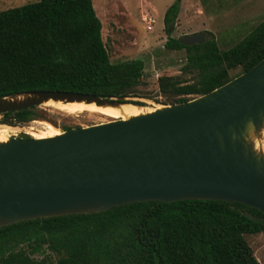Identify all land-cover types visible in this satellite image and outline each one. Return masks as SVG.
I'll return each mask as SVG.
<instances>
[{"label": "trees", "instance_id": "trees-1", "mask_svg": "<svg viewBox=\"0 0 264 264\" xmlns=\"http://www.w3.org/2000/svg\"><path fill=\"white\" fill-rule=\"evenodd\" d=\"M180 1L163 16L165 47L185 51L179 74L157 78L166 104L205 94L264 57V18L227 49L213 38L182 45L170 36ZM235 68L240 72L230 75ZM143 70L139 58L110 60L92 0H36L0 10V96L56 90L131 102L142 97ZM37 107L2 113L0 123L36 119ZM238 208L262 216L236 202L184 199L20 221L0 228V264H260L245 234L263 231L264 222Z\"/></svg>", "mask_w": 264, "mask_h": 264}, {"label": "water", "instance_id": "water-1", "mask_svg": "<svg viewBox=\"0 0 264 264\" xmlns=\"http://www.w3.org/2000/svg\"><path fill=\"white\" fill-rule=\"evenodd\" d=\"M178 40L201 44L204 33ZM48 100L140 106L113 97L37 90L0 96V114ZM248 118L264 121V57L184 102L43 138L8 137L0 142V228L135 202L184 199L240 203L262 216L238 211L264 222V160L231 139V130L239 131Z\"/></svg>", "mask_w": 264, "mask_h": 264}, {"label": "rangeland", "instance_id": "rangeland-1", "mask_svg": "<svg viewBox=\"0 0 264 264\" xmlns=\"http://www.w3.org/2000/svg\"><path fill=\"white\" fill-rule=\"evenodd\" d=\"M36 0H0V10L21 6ZM175 0H92L97 17L101 21V36L112 62L139 58L144 61L143 79L139 93L127 101L141 107L154 108L165 105V96L160 92L157 78L160 75H177L185 62L184 49L165 47L168 38L164 30L165 10ZM143 15L154 22L146 29ZM264 18V0H181L171 37L180 38L198 31L204 33V41L213 38L220 49H227L246 35ZM240 68L230 71V75ZM168 104V103H167ZM170 104V103H169ZM39 116L15 128L0 124L4 137L25 135L48 137L62 131L63 124L76 128L109 119L86 110L67 113L54 106L41 104ZM44 117V118H39ZM245 237L260 264H264V230L247 233Z\"/></svg>", "mask_w": 264, "mask_h": 264}, {"label": "bare ground", "instance_id": "bare-ground-1", "mask_svg": "<svg viewBox=\"0 0 264 264\" xmlns=\"http://www.w3.org/2000/svg\"><path fill=\"white\" fill-rule=\"evenodd\" d=\"M46 104L54 106L67 113H79L86 110H91L103 114L108 118H122L126 119L128 117L139 115L142 113L150 112L153 109L148 107L136 106L130 103H124L116 106L111 105H96L95 103H85V102H62V101H52L48 100ZM58 134V133H55ZM54 134V135H55ZM38 138H43L38 137ZM8 138L4 137V134L0 132V142L6 141Z\"/></svg>", "mask_w": 264, "mask_h": 264}, {"label": "clouds", "instance_id": "clouds-1", "mask_svg": "<svg viewBox=\"0 0 264 264\" xmlns=\"http://www.w3.org/2000/svg\"><path fill=\"white\" fill-rule=\"evenodd\" d=\"M231 139L257 161L264 160V121L258 123L256 118L246 119L239 131L231 130Z\"/></svg>", "mask_w": 264, "mask_h": 264}, {"label": "built area", "instance_id": "built-area-1", "mask_svg": "<svg viewBox=\"0 0 264 264\" xmlns=\"http://www.w3.org/2000/svg\"><path fill=\"white\" fill-rule=\"evenodd\" d=\"M142 19L146 22V26H145L146 29L151 30L152 23L154 22V20L150 16H147V15H143Z\"/></svg>", "mask_w": 264, "mask_h": 264}]
</instances>
